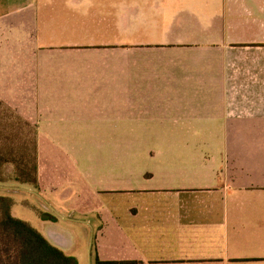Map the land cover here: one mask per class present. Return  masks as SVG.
I'll use <instances>...</instances> for the list:
<instances>
[{
	"label": "crops",
	"instance_id": "0c3cea01",
	"mask_svg": "<svg viewBox=\"0 0 264 264\" xmlns=\"http://www.w3.org/2000/svg\"><path fill=\"white\" fill-rule=\"evenodd\" d=\"M0 101L66 254L264 264V0H0Z\"/></svg>",
	"mask_w": 264,
	"mask_h": 264
},
{
	"label": "trees",
	"instance_id": "16d2710c",
	"mask_svg": "<svg viewBox=\"0 0 264 264\" xmlns=\"http://www.w3.org/2000/svg\"><path fill=\"white\" fill-rule=\"evenodd\" d=\"M11 145L6 149L0 147V184L14 183L37 189V143L34 141L33 156L28 153L26 143L23 150ZM12 207L10 197L0 196V264H78L75 257L51 244L28 222L14 217ZM39 216L43 221H54L49 214Z\"/></svg>",
	"mask_w": 264,
	"mask_h": 264
},
{
	"label": "rangeland",
	"instance_id": "374dc122",
	"mask_svg": "<svg viewBox=\"0 0 264 264\" xmlns=\"http://www.w3.org/2000/svg\"><path fill=\"white\" fill-rule=\"evenodd\" d=\"M25 116L21 112H16L7 107L4 102L0 101V147L7 148L14 145L15 148H25V143L28 146L30 156L34 155L35 127H28ZM16 149V150H18ZM27 190L38 192L27 185H19L14 183L0 184V196H7L13 200L12 214L14 217L28 222L32 227L41 231L40 214H53L54 212L48 206L47 201L41 195ZM40 194V193H39ZM78 227H76L77 229ZM75 231V230H74ZM74 236V245L76 248L90 245V237L78 234L76 230ZM78 261V264H109L108 259H113L115 250H66ZM105 260V261H104ZM103 261V262H101ZM114 263V262H113Z\"/></svg>",
	"mask_w": 264,
	"mask_h": 264
}]
</instances>
